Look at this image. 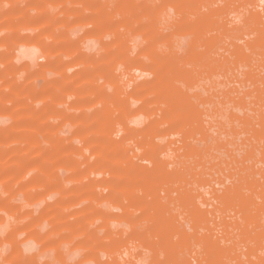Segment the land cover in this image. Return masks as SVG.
<instances>
[{"label": "rangeland", "instance_id": "1", "mask_svg": "<svg viewBox=\"0 0 264 264\" xmlns=\"http://www.w3.org/2000/svg\"><path fill=\"white\" fill-rule=\"evenodd\" d=\"M0 233L9 264H264V0H0Z\"/></svg>", "mask_w": 264, "mask_h": 264}, {"label": "crops", "instance_id": "2", "mask_svg": "<svg viewBox=\"0 0 264 264\" xmlns=\"http://www.w3.org/2000/svg\"><path fill=\"white\" fill-rule=\"evenodd\" d=\"M8 235L9 234L5 235L3 233H0V243L3 242L5 239H9V237H7ZM11 239L13 240V242L10 245L6 244L0 247V264H9V260L14 250L13 244L16 243L14 241H19L20 237H15L13 235ZM34 253H35V249L33 247L28 246L26 251H24L22 254H19V256H17L16 263L29 264V261L31 257H33Z\"/></svg>", "mask_w": 264, "mask_h": 264}, {"label": "bare ground", "instance_id": "3", "mask_svg": "<svg viewBox=\"0 0 264 264\" xmlns=\"http://www.w3.org/2000/svg\"><path fill=\"white\" fill-rule=\"evenodd\" d=\"M26 51H27V49H26ZM26 53H29V52L27 51Z\"/></svg>", "mask_w": 264, "mask_h": 264}]
</instances>
